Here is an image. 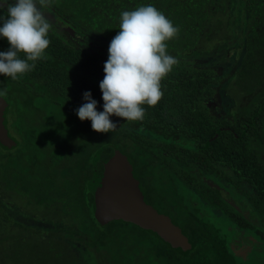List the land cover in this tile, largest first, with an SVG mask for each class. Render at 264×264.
<instances>
[{
	"label": "trees",
	"instance_id": "trees-1",
	"mask_svg": "<svg viewBox=\"0 0 264 264\" xmlns=\"http://www.w3.org/2000/svg\"><path fill=\"white\" fill-rule=\"evenodd\" d=\"M149 4L180 29L167 42L178 64L161 81V100L142 106L143 120L111 116L117 128L96 133L76 110L90 92L103 111L99 84L120 15ZM43 11L76 39L50 23L46 58L15 81L0 75V96L10 105L6 128L16 142L0 147L7 253L24 247V264H242L234 235L264 242L245 210L232 205L244 198L264 224V0H51ZM6 16L0 7V26ZM8 48L0 38V52ZM229 49L241 51L237 69L217 76L210 63L198 62ZM215 95L221 116L208 106ZM103 149L126 156L147 203L191 250H173L99 214L94 166Z\"/></svg>",
	"mask_w": 264,
	"mask_h": 264
},
{
	"label": "clouds",
	"instance_id": "clouds-1",
	"mask_svg": "<svg viewBox=\"0 0 264 264\" xmlns=\"http://www.w3.org/2000/svg\"><path fill=\"white\" fill-rule=\"evenodd\" d=\"M50 5L51 0H11L0 5L7 13L0 26V38L9 44L7 51L0 52V75L15 81L31 72L35 62L46 58L51 24L43 9ZM179 32L151 4L122 12L119 31L108 47L104 79L99 84L103 111L97 112V102L85 92V103L76 110L78 119L91 121L96 133H110L117 128L111 116L124 121L143 120L142 106L152 107L161 100V81L178 64L168 54L167 42L177 38Z\"/></svg>",
	"mask_w": 264,
	"mask_h": 264
},
{
	"label": "water",
	"instance_id": "water-1",
	"mask_svg": "<svg viewBox=\"0 0 264 264\" xmlns=\"http://www.w3.org/2000/svg\"><path fill=\"white\" fill-rule=\"evenodd\" d=\"M7 108V102L0 97V146L8 150L15 147L16 142L6 128ZM94 167L100 180L97 211L107 221L130 224L149 232L173 250H191L192 244L178 227L147 203L126 156L115 149H103L98 153Z\"/></svg>",
	"mask_w": 264,
	"mask_h": 264
},
{
	"label": "flooded vegetation",
	"instance_id": "flooded-vegetation-1",
	"mask_svg": "<svg viewBox=\"0 0 264 264\" xmlns=\"http://www.w3.org/2000/svg\"><path fill=\"white\" fill-rule=\"evenodd\" d=\"M2 3H3V5H6V4H8V3H10L11 2V0H0ZM47 13V11H44V13ZM52 13H49L48 15L49 16H51L53 19H54V21L55 22H53V21H50L47 17H45L46 19H48V21L50 22V23H52V24H54L60 31H63V33L64 34H66V36L69 38V39H71L70 37H69V34H71V35H73V40L74 39H76V35H75V32L72 30V29H70V28H68L64 23H62L61 22V19L58 17V16H55L54 14H52ZM60 24V25H59ZM64 28H67V29H64ZM69 33V34H68ZM90 46H91V43H90ZM229 53H233V54H237V56H238V59L235 61V60H231L230 61V64L229 63H226V62H223L222 61V58L223 57H225L227 54H229ZM239 54H241V51H237V50H228V51H226V53H225V55L224 56H221V58L219 57H212V58H210V57H207V58H205L204 60H199L198 62H201V63H204L205 62V64H208V63H210L211 64V68L216 72V74H217V76H219V75H221V73L222 72H224L225 71V69L227 70V68H233V69H237V67H238V65H239V58H240V56H239ZM217 56H220V54H217ZM213 59L214 60H217V62L216 63H214V61H213ZM212 62V63H211ZM0 97H2V96H0ZM217 95H215V99H217L216 101H209L208 102V106L211 108V111L212 112H214V115H216V116H221V115H223V113H224V111H223V109L221 110V106H220V102H221V100H220V98L218 97ZM3 98V97H2ZM6 101V100H5ZM7 102V101H6ZM7 104H8V108H7V110H6V113L8 112V110H9V103L7 102ZM218 109V112L216 111ZM221 113V114H220ZM8 130V129H7ZM8 133H9V131H8ZM9 136L15 141V138L13 137V136H11V134L9 133ZM1 147V146H0ZM2 148V147H1ZM4 149V148H3ZM7 150V149H6ZM9 150V149H8ZM242 201H244L245 202V204H243L242 203ZM231 203V202H230ZM234 207H236L237 209H240V210H245V217L248 219V220H251V222L257 227V229L259 230V231H261L262 233H264V224H263V222L259 219V217H257V216H254L251 212H249V211H247V209H246V201H245V199L244 198H242V199H240L239 201H237V203L236 204H232ZM215 212H219V211H215ZM220 216V215H219ZM218 216V217H219ZM255 219H258L259 221H255ZM231 228H228V230H230ZM237 235H241L240 233H238V234H235L234 235V237H233V239H232V249L234 250V246L235 245H242L241 243L242 242H240V241H238V240H236V236ZM242 237H246V236H244V235H242ZM250 238V236L249 237H247V240ZM248 242L250 243V244H248V245H244V246H241V247H244V248H246L245 250H249V248L250 247H254V246H256V243H257V247L258 248H260V250L259 251H255V250H252V257H251V260H252V264H261V263H259V262H255V261H253L255 258H256V255H263L264 256V242L263 241H260L259 239H253L252 240V242L251 241H249L248 240ZM244 250V251H245ZM234 252H235V250H234ZM246 252V251H245ZM236 253V252H235ZM238 256V255H237Z\"/></svg>",
	"mask_w": 264,
	"mask_h": 264
},
{
	"label": "rangeland",
	"instance_id": "rangeland-1",
	"mask_svg": "<svg viewBox=\"0 0 264 264\" xmlns=\"http://www.w3.org/2000/svg\"><path fill=\"white\" fill-rule=\"evenodd\" d=\"M0 5H3V3L0 1ZM45 16L50 20V21H54V19L49 16L48 14L49 13H44ZM52 15V14H51ZM60 25V24H59ZM64 29H67V28H64ZM68 30V29H67ZM69 34V33H68ZM69 37L71 39H73V35L69 34ZM238 59V56L237 54H233V53H229L227 54L225 57L222 58V61L223 62H226V63H229L230 64V61L231 60H237ZM214 63L217 62V60H214ZM1 150V149H0ZM243 204H245L244 201H242ZM216 215H220L219 212H216ZM255 221H259L258 219H255ZM246 237H242V235H237L236 236V240L242 242L241 246H244V245H248L250 244L247 240V235H244ZM14 242H11V245H13ZM18 242H15V248H19L18 247ZM21 244V243H20ZM5 245L6 243H2L0 241V264H24V261H22V258H23V254H24V247H22L20 250H15L10 252V253H7L8 250L5 248ZM240 245H235L234 246V250L236 252V254L238 255L239 259H240V262L242 264H252V260H251V257H252V250H255V251H259L260 248L257 247V243H256V246L254 247H250L249 250H245L246 248L244 247H241ZM246 252H245V251ZM19 252V253H18ZM21 253V254H20ZM8 261V262H7ZM255 262H259V263H263L264 262V256L263 255H256V258L253 260ZM60 264H64V261L61 260L60 261ZM258 264V263H257Z\"/></svg>",
	"mask_w": 264,
	"mask_h": 264
}]
</instances>
